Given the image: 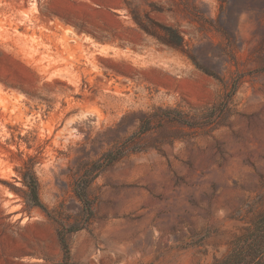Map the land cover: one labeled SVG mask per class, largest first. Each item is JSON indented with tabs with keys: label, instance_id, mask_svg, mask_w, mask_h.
I'll list each match as a JSON object with an SVG mask.
<instances>
[{
	"label": "rangeland",
	"instance_id": "1",
	"mask_svg": "<svg viewBox=\"0 0 264 264\" xmlns=\"http://www.w3.org/2000/svg\"><path fill=\"white\" fill-rule=\"evenodd\" d=\"M262 214L264 0H0V264H213Z\"/></svg>",
	"mask_w": 264,
	"mask_h": 264
},
{
	"label": "trees",
	"instance_id": "2",
	"mask_svg": "<svg viewBox=\"0 0 264 264\" xmlns=\"http://www.w3.org/2000/svg\"><path fill=\"white\" fill-rule=\"evenodd\" d=\"M178 36V35H177ZM178 42L173 41L176 46L181 45V37H178ZM144 119L139 124V133H145L152 129V114L144 113ZM131 147L129 144L120 148L119 152L109 150L96 163L98 170L102 171L116 160L121 158L127 150ZM25 170L23 171V182L28 187V198L33 205L43 207L38 193V181L32 173V163H25ZM94 170H88L82 177V184L75 189L77 196L84 202V210L91 214V205L87 203L86 190L90 184ZM65 244V238L62 236ZM67 260L69 253H66ZM153 264V263H152ZM213 264H264V214L254 223V226L249 228L246 233L238 236L234 242L233 248L222 258H218Z\"/></svg>",
	"mask_w": 264,
	"mask_h": 264
}]
</instances>
